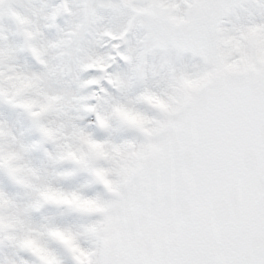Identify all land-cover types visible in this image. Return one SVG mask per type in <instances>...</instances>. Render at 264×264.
I'll return each mask as SVG.
<instances>
[{
    "label": "snow or ice",
    "instance_id": "snow-or-ice-1",
    "mask_svg": "<svg viewBox=\"0 0 264 264\" xmlns=\"http://www.w3.org/2000/svg\"><path fill=\"white\" fill-rule=\"evenodd\" d=\"M0 264H264V0H0Z\"/></svg>",
    "mask_w": 264,
    "mask_h": 264
}]
</instances>
